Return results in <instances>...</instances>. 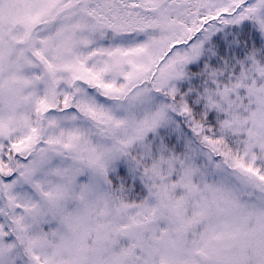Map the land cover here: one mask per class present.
Wrapping results in <instances>:
<instances>
[{
	"label": "snow or ice",
	"instance_id": "1",
	"mask_svg": "<svg viewBox=\"0 0 264 264\" xmlns=\"http://www.w3.org/2000/svg\"><path fill=\"white\" fill-rule=\"evenodd\" d=\"M0 264H264V0H0Z\"/></svg>",
	"mask_w": 264,
	"mask_h": 264
}]
</instances>
